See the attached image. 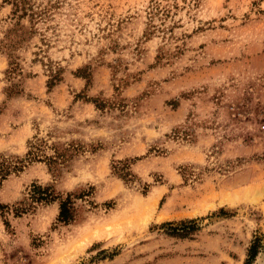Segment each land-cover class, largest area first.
I'll return each mask as SVG.
<instances>
[{
    "label": "rangeland",
    "instance_id": "374dc122",
    "mask_svg": "<svg viewBox=\"0 0 264 264\" xmlns=\"http://www.w3.org/2000/svg\"><path fill=\"white\" fill-rule=\"evenodd\" d=\"M19 160L0 264H244L264 239V0H0V163Z\"/></svg>",
    "mask_w": 264,
    "mask_h": 264
},
{
    "label": "trees",
    "instance_id": "16d2710c",
    "mask_svg": "<svg viewBox=\"0 0 264 264\" xmlns=\"http://www.w3.org/2000/svg\"><path fill=\"white\" fill-rule=\"evenodd\" d=\"M54 80H56L55 77H53L51 80L48 81L47 85L49 88H51L55 83ZM60 155V156H59ZM58 158L62 157V153L57 155ZM57 157H54L52 159V162L54 165L58 164V161H56ZM22 161L19 160L16 162V164L7 162V163H0V184L1 181L4 180L8 174H10L11 171L14 170H21L20 165ZM55 167V166H54ZM127 169L126 166H122L120 170ZM121 176L124 178L125 175ZM34 190L31 194V199L33 201H39V202H53L58 197L51 192V188L49 186L41 187L40 185H34ZM24 207L19 210V213H24ZM59 221L64 222L68 224L69 222L74 220V207L73 202L71 201L70 197L65 198L64 200L59 201V209H58V218ZM163 226H168L169 230L166 232L170 236H178V237H186L188 234L193 233L194 231L198 230V225L196 224L195 220H187V221H181L178 226H174L173 222H164L162 223ZM262 252L264 254V239L261 237H258L257 235H254L253 238L250 241V244L247 249V257L244 260V264H253L255 258L258 256V254Z\"/></svg>",
    "mask_w": 264,
    "mask_h": 264
}]
</instances>
